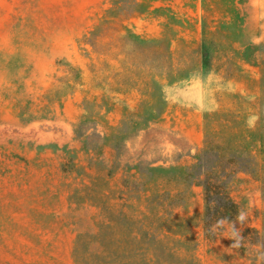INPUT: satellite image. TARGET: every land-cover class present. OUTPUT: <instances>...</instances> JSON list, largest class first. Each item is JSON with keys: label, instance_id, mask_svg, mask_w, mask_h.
I'll return each mask as SVG.
<instances>
[{"label": "rangeland", "instance_id": "374dc122", "mask_svg": "<svg viewBox=\"0 0 264 264\" xmlns=\"http://www.w3.org/2000/svg\"><path fill=\"white\" fill-rule=\"evenodd\" d=\"M194 84L203 145L259 167L234 177L240 214L217 230L262 264L264 0H0V264H202L203 145L191 165L161 130L127 145Z\"/></svg>", "mask_w": 264, "mask_h": 264}, {"label": "crops", "instance_id": "0c3cea01", "mask_svg": "<svg viewBox=\"0 0 264 264\" xmlns=\"http://www.w3.org/2000/svg\"><path fill=\"white\" fill-rule=\"evenodd\" d=\"M168 108L160 117L158 123H151L150 126L140 131L136 137L128 141L132 153L141 154L148 144V135L153 130H161L167 136L173 137L181 143H164L163 154L172 160L178 157L177 162L183 165H191L195 153L203 145L202 133V112L203 98L198 84L184 88L169 87ZM122 118V110L118 105L108 112L107 119L114 127L119 124ZM114 150L106 148L104 155L110 158ZM163 163V162H161ZM169 164V160L165 161ZM155 164H152L154 166ZM125 165L119 167V172L124 170ZM133 173H138L135 168ZM199 188V187H196ZM207 254L202 256V264H255L251 261L244 250L240 251L231 241L228 234L218 235L207 246Z\"/></svg>", "mask_w": 264, "mask_h": 264}, {"label": "trees", "instance_id": "16d2710c", "mask_svg": "<svg viewBox=\"0 0 264 264\" xmlns=\"http://www.w3.org/2000/svg\"><path fill=\"white\" fill-rule=\"evenodd\" d=\"M138 41L145 43L140 39ZM202 55L204 59L207 57L206 52ZM168 71L167 76H177L173 73L174 71ZM177 83L179 82H174V84ZM161 114H163L162 110L158 116ZM147 121L146 127L148 128L151 120ZM239 152L238 149L216 144L214 137L208 133L197 155V163L191 168L188 176L195 186L203 189L205 203L203 228L208 240H214L218 236V225L223 222H233L239 217V205L231 196L234 177L238 174H256L259 170L252 155L238 154ZM257 243L262 248V264H264V232L259 236Z\"/></svg>", "mask_w": 264, "mask_h": 264}]
</instances>
